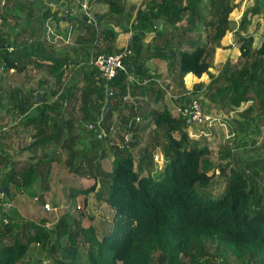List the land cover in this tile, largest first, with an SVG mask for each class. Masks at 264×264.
Returning <instances> with one entry per match:
<instances>
[{
  "label": "trees",
  "instance_id": "1",
  "mask_svg": "<svg viewBox=\"0 0 264 264\" xmlns=\"http://www.w3.org/2000/svg\"><path fill=\"white\" fill-rule=\"evenodd\" d=\"M129 1L91 0L107 12L78 16L74 45L58 49L44 29L51 18L61 23V8L0 0V201L31 193L46 204L60 154L48 155L52 143L67 152L70 172L92 180L69 191L81 217L65 212L49 228L13 204L1 206L0 264H35L36 248L44 253L38 264H264V40L256 47L247 34L251 17L264 14L261 0L245 8L240 24L231 16L235 0ZM116 27L134 31L123 48ZM236 29L240 59L211 72L216 48ZM123 49L131 51L127 71L104 80L93 61ZM151 59L165 63L175 82L189 73H208L210 82L159 84L146 66ZM195 98L203 111L208 101L228 113L251 102L234 121L232 141L212 148L206 134L190 135L195 124L184 111ZM160 153L168 158L162 168ZM216 179L223 191L205 193ZM92 197L110 206L108 228L96 226Z\"/></svg>",
  "mask_w": 264,
  "mask_h": 264
},
{
  "label": "rangeland",
  "instance_id": "2",
  "mask_svg": "<svg viewBox=\"0 0 264 264\" xmlns=\"http://www.w3.org/2000/svg\"><path fill=\"white\" fill-rule=\"evenodd\" d=\"M36 2V4L38 6H41L42 4L37 1L34 0ZM68 0H61V3H59V5L61 6L62 4L64 5L62 7V11L64 12L65 9H67V7H69L70 9H72V14L70 15V18L68 20H65V22L68 25H73L72 21L77 23L76 24V29L75 31H79L78 33L81 32V30L79 28V26L82 24L79 20H77L76 18L78 16H80V12H78L79 10H81V7L79 4H77V2L75 1V3H72V5H68V3H66ZM236 2L239 3V6L237 7V11H239L238 13H240L242 11V8H249L251 5H254L256 2V0H251L246 1V0H235ZM263 6H264V0H261ZM43 3V1H42ZM57 2L52 6V9L54 10V8H56ZM80 7V8H79ZM64 8V9H63ZM237 11H234L232 13V17L233 16H237L239 17ZM252 19V25L251 27H255V24L258 22L260 25H262V23L260 22L262 19L264 21V16L261 14H257L251 17ZM12 20V19H11ZM10 21V19H9ZM61 23H65L63 22V20H60ZM256 21V22H255ZM12 22H14L12 20ZM239 24L241 23V19L238 21ZM58 24V22L56 20H51V24H53V26H55V31L58 33H67V31H64L66 29H62V24ZM80 23V24H79ZM239 24H237V27L239 26ZM8 25V23H7ZM6 25V26H7ZM260 25H258V29H260ZM56 27L59 29H56ZM53 29V39H54V28ZM254 31V30H253ZM238 33V31H236ZM262 36V35H259ZM258 36V38H259ZM52 38V37H51ZM225 38V37H224ZM223 38V40H224ZM261 38V37H260ZM259 38V39H260ZM258 39V40H259ZM69 42L68 38H65L64 42H57V48L58 49H63L64 44H67ZM223 42V41H222ZM217 49L215 50V54H216ZM216 60V58H215ZM150 63V62H149ZM163 65H161V69L162 71L165 69L166 70V74H167V68L166 65H164L165 63L161 62ZM3 66L2 62L0 61V79H2V69L1 67ZM217 68H220V66H218ZM193 75V74H192ZM165 75H163L162 80H164L166 83H171L172 85L175 86L174 89L178 88V84L175 83V80L171 79L170 75H167L166 77H164ZM207 78L208 75L206 74ZM167 79V80H165ZM170 80V82H169ZM164 81L162 84H164ZM32 85L34 87L37 86V82L34 81L32 83ZM41 93H43V91H41ZM203 106L205 107V111L204 114L210 116V118L212 119L211 122H209V124L211 125L213 123V121L216 119H218L215 122V126H208V127H199L198 124L192 125L191 129L189 128V133L192 137H198L199 134L201 133V131H204L206 134H208V142H210L212 148L215 147V145H217L216 143H224L226 141H232L233 140V134L232 132L234 131L233 127H235V123L234 120L232 119L233 116H235V112H230V114L224 110H218L217 108H214L215 110H209L208 106V101H206L204 103V101H202ZM207 106V107H206ZM213 108V107H212ZM236 117V116H235ZM114 121H116V116L114 115ZM90 127V126H89ZM67 131V129H66ZM80 131L82 132V135H86V131L84 129H80ZM210 136V137H209ZM86 138V137H84ZM89 138V136H87V139ZM261 141L263 139L259 138ZM86 140V139H85ZM215 140V141H213ZM61 145V144H60ZM60 145H58L57 148H55L54 143H52L50 145V147H48V155H50L51 153L54 152H60L59 154V158L58 160H56L54 162V167H53V173L52 176L50 178L51 181V192H46L45 196L46 199H49V203L52 206V209L50 211L45 210L43 203H36L32 197L31 194H29L28 196L26 195L27 199H29L30 204H32L35 207V210H32L33 215L27 214V212H29L28 207H26L25 209H23V216L22 218H26L28 220H36L37 222H41L43 219H45L46 217H49L48 220H54V223L56 222V220H58L65 212H71L73 215L77 216V217H81L80 212L81 209H77V205L78 203H80L79 199H73L70 196V189L71 187H74L76 189H78L79 187H85L88 186L92 183V180H89L87 178L83 179H79L78 177H76L72 172H70L68 170V167L65 164V158L67 156V152L66 151H62V148L60 147ZM79 147L81 148L82 145H79ZM39 153V152H38ZM41 153V152H40ZM39 153V154H40ZM216 156H212V160L215 159ZM26 158V157H25ZM112 160H113V156L110 155L108 158L103 160V168L106 171H110L112 168ZM156 160V158H155ZM164 156L160 153V159L158 161V167L162 168L164 165ZM216 160V159H215ZM157 161V160H156ZM39 178V177H38ZM38 178H37V182H38ZM218 178V177H216ZM225 181L222 179H216L211 185L210 187H208L205 190V193H209V192H213V194H217V192H222L224 187H225ZM55 191V192H54ZM31 198V199H30ZM93 199V203L91 205V211H95L96 212V226L100 227H104V228H108L110 226V222H111V218H112V210L110 208V206L107 203H102L99 202L97 200H94V197H92ZM47 201V200H46ZM24 202V201H21ZM21 203H19L20 205ZM25 206L28 205V203H23ZM20 209V208H19ZM4 213H6V209H4L3 211L0 210V216L4 215ZM27 215V216H26ZM5 219L7 221H9V217L5 216ZM47 219V218H46ZM99 237H101V233L98 234ZM31 253H34V257L32 259V261L35 262V264H38L39 259H42L44 257V253L41 251L40 248H36V249H32L30 251ZM32 263V262H31ZM34 264V263H33ZM43 264H47L46 260H43Z\"/></svg>",
  "mask_w": 264,
  "mask_h": 264
},
{
  "label": "crops",
  "instance_id": "3",
  "mask_svg": "<svg viewBox=\"0 0 264 264\" xmlns=\"http://www.w3.org/2000/svg\"><path fill=\"white\" fill-rule=\"evenodd\" d=\"M26 1H29V0H22V2H26ZM37 1H39L41 4H43V3H46L47 4V2H48V0H37ZM42 1H43V3H42ZM79 1L80 0H76L77 4H79L80 7H81V10L78 11V12H80V15L83 14V15L86 16V14H88V15H92L93 18H94V14H95L96 11L97 12H101V13L107 12V9L108 8H107V5L104 4V3L91 2V0H84L83 3L81 4V3H79ZM142 2H143V0H130L129 1V3H132V4L136 5V7H138L139 4H142ZM66 3H68V5L69 4L72 5V3H75V1L74 0H68ZM85 4L87 5V8L86 9L83 8V5H85ZM63 6H64L63 4L60 6L59 3H57L56 8H54V10H56L58 8H61L59 10V12H60V15L62 17H64L63 18V20H64L63 22H65V20H67V18H66L67 17V14L65 12L69 11L70 12L69 15H71L72 14V9H70L69 7H67V9H65L64 12H63L62 11V7ZM245 8H242V11L240 13H238L239 11H237V9L234 10V11H237V13L239 14L238 15L239 17L233 16L236 21H239L241 19V16L243 15V12H244ZM262 15L264 16L263 13H262ZM51 20H53V18H51V19L48 20L46 27H49L51 29L54 28V31H55V26H53V24H51ZM260 20H261L260 22L262 23V25H260L259 20H258V22L255 24V27L254 26L253 27L250 26L249 31L247 32V34H252L254 36V39H255L254 46H256V47H259L261 45V43L263 42V40H264V21L262 19H260ZM61 24H62V29H66L64 31H67V33H58L56 31L55 32L58 33V34H60L64 39L63 40L60 39V40L55 41L56 38L54 37V39H53V36H52L53 33H51V32L49 33V31H48V34H47V39L49 40V42H51L53 44L54 43L57 44V42H64L65 41V38H68L69 39V42L67 44H71V47H72L74 45L75 38L79 34L78 33L79 31H75L76 25L75 26H73V25H68L67 26V23L66 22L65 23H61ZM258 25H260V27H261L260 29H258ZM56 29H58V28L56 27ZM79 29H80V26H79L78 30ZM116 29L119 30V36H118V39H117L118 47L119 48H123L130 41V38H131V36H132V34H133L134 31H123V30H121L120 28H117V27H116ZM52 31H53V29H52ZM236 31H237V29L235 31L228 32L226 34L223 42H222V46L216 48L217 51H216V54L214 55L213 67L211 68V72L218 73L220 71V69L222 68V66L229 59L232 62H237L240 59V56H241L240 42H238V33ZM242 34H246V33L242 32ZM259 35H262V36H259ZM258 36H259V38L260 37L261 38L259 39ZM152 37H153L152 31H147L146 32V36H145V41L146 42H149L152 39ZM215 58H216V60H215ZM149 62L147 63L146 66L150 69L151 73H154V76L156 77L158 83L159 84H162L163 81H164V80H162L163 75H165L164 77H166V73H165L166 70L164 69L162 71V69H161V65H163V64L161 63V61L159 59L158 60L157 59H151ZM218 66H220V68H217ZM207 75H208V78H207L206 74H204L201 78H199V77L195 76L194 74L192 75V73H189V74H187L184 77L183 80L180 79L179 81H177L175 83L178 84L179 89L181 87L180 85L183 84V83L185 84V87H187L188 89H191V88L194 87L195 84H197L199 82H205V84L209 83L210 82V75L208 73H207ZM165 80H167V79H165ZM169 82H170V80H169ZM171 86L174 87V85H171ZM250 103L251 102L244 103L240 108H237L236 110H231L230 112H235V116H236V117L233 116L232 119L235 121L236 118H239L240 117L239 116V111H242L245 108H247ZM209 110H215V109L213 107V108H209ZM230 112H229V114H230ZM217 120L215 119L214 124H215V122ZM190 129H191V127H190ZM202 133L203 134H206L204 131H201V133L199 134V136L198 137H194V138H199ZM206 136H207V139L209 140L208 134H206ZM53 167H54V162H53ZM51 190H52V188H50L49 192H51ZM26 195L28 196L29 194H20V195H18L15 198V200L12 201V203H10V201L7 198L4 197L0 201V207L2 206L3 208H6V204L10 203V205L13 204L17 208H20L21 213H23L22 212L23 209H25L26 207H28L29 212H27V214L33 215L32 210H35V207L32 204H30V201H29V199H27ZM35 196H38V195H32L31 198H33V200L37 203V201L35 199ZM46 200H47L46 203H49V199H46ZM21 201H24V202H21ZM19 203H21V204L19 205ZM23 203H28V205L25 206ZM1 218H2V216H0V219ZM48 218L49 217H46L45 216V219L49 222L50 220H48ZM45 219H43V220H45ZM32 221L37 222L34 219Z\"/></svg>",
  "mask_w": 264,
  "mask_h": 264
},
{
  "label": "built area",
  "instance_id": "4",
  "mask_svg": "<svg viewBox=\"0 0 264 264\" xmlns=\"http://www.w3.org/2000/svg\"><path fill=\"white\" fill-rule=\"evenodd\" d=\"M57 0H48L49 5L56 4ZM83 8H87V5H83ZM48 31L53 33L52 29L48 27ZM54 37L57 40H63L64 38L54 31ZM131 53L127 49H123L120 52H115L111 54H100L94 61L93 64L97 67L101 72V77L106 81H111L114 79L121 71H127V66L125 64V58L127 55ZM129 67V66H128ZM133 79V76H132ZM111 94V91H110ZM184 113L186 114V118L189 123L192 124H204L207 122H211V118L208 115L204 114L202 105L199 99L195 98L192 105L189 108H186ZM92 127V125H90ZM156 160L159 161L160 155L155 156ZM37 200V198H36ZM79 207V206H78ZM45 210L50 211L52 206L50 203H46L44 205ZM6 220V219H5Z\"/></svg>",
  "mask_w": 264,
  "mask_h": 264
},
{
  "label": "water",
  "instance_id": "5",
  "mask_svg": "<svg viewBox=\"0 0 264 264\" xmlns=\"http://www.w3.org/2000/svg\"><path fill=\"white\" fill-rule=\"evenodd\" d=\"M80 1H82V0H80ZM57 2H60V0H57ZM80 17L83 19H87L86 18V16L84 17V15L83 14H81L80 15ZM157 24L159 25V20H157ZM47 34H48V27H45V29H44V35H45V39H47ZM130 67V66H129ZM108 93L110 94V91L108 90ZM38 101H41V97H39L38 96ZM108 99H110V95H108ZM110 110V104H108L107 106H106V108H105V110H104V113H103V115H104V117L107 115V113H108V111ZM100 137H101V135H99ZM166 160L168 159V158H165ZM7 190V186H4L2 189H1V192L2 191H6Z\"/></svg>",
  "mask_w": 264,
  "mask_h": 264
},
{
  "label": "clouds",
  "instance_id": "6",
  "mask_svg": "<svg viewBox=\"0 0 264 264\" xmlns=\"http://www.w3.org/2000/svg\"><path fill=\"white\" fill-rule=\"evenodd\" d=\"M214 121H215V120H214ZM214 121H213V123L211 124V126L214 124ZM159 155H160V154H159ZM164 158H165V157H164ZM36 198H38V196H35V199H36ZM36 201H37V200H36ZM58 220H59V219H58ZM45 221H47V220L45 219ZM41 222H42V221H41ZM56 222H57V220H56ZM56 222H55V223H56ZM38 223H40V222H38ZM53 223H54V220H51V219H50L49 222L47 221L46 226L49 228Z\"/></svg>",
  "mask_w": 264,
  "mask_h": 264
},
{
  "label": "flooded vegetation",
  "instance_id": "7",
  "mask_svg": "<svg viewBox=\"0 0 264 264\" xmlns=\"http://www.w3.org/2000/svg\"><path fill=\"white\" fill-rule=\"evenodd\" d=\"M247 1H249V2H250L251 0H247Z\"/></svg>",
  "mask_w": 264,
  "mask_h": 264
}]
</instances>
